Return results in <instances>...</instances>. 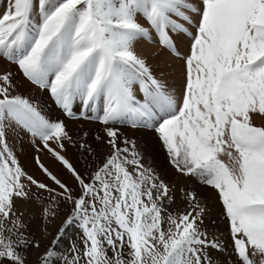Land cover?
<instances>
[{"label": "snow or ice", "instance_id": "1", "mask_svg": "<svg viewBox=\"0 0 264 264\" xmlns=\"http://www.w3.org/2000/svg\"><path fill=\"white\" fill-rule=\"evenodd\" d=\"M0 264H264V0H5Z\"/></svg>", "mask_w": 264, "mask_h": 264}, {"label": "rangeland", "instance_id": "2", "mask_svg": "<svg viewBox=\"0 0 264 264\" xmlns=\"http://www.w3.org/2000/svg\"><path fill=\"white\" fill-rule=\"evenodd\" d=\"M3 4L5 3V0H2ZM4 7V5H3ZM3 7H0V11L3 10ZM35 97L42 101L45 102L49 107L53 109V114H58V110L55 109L54 105H52V102L50 98L48 97V94L45 93H40L39 91L34 92ZM67 124H70L72 127L69 129L70 130H75L78 127V124L81 122L77 121H71L67 120ZM88 127H99V125H86ZM124 133L130 137L136 138L142 146H144L148 152V163L152 164L155 166L159 171L161 172H170V165L166 163V154L164 150L160 147L159 141L156 139L154 134L151 135H146L144 132H134L132 129H127L124 128L122 129ZM32 155H33V149L31 148L30 145L27 143L24 144V151L23 154L20 155V160L21 163L31 172L35 171L34 165L32 163ZM218 213V209L214 208L212 212V216L215 217ZM215 230H218L223 238L227 239L228 237V229L226 223L222 220H216L215 222Z\"/></svg>", "mask_w": 264, "mask_h": 264}, {"label": "bare ground", "instance_id": "3", "mask_svg": "<svg viewBox=\"0 0 264 264\" xmlns=\"http://www.w3.org/2000/svg\"><path fill=\"white\" fill-rule=\"evenodd\" d=\"M3 5H4V4H3L2 0H0V7H3ZM70 124H72V123H69V124H68V127L71 128L72 126H71Z\"/></svg>", "mask_w": 264, "mask_h": 264}]
</instances>
